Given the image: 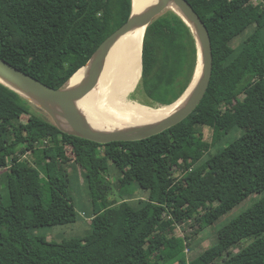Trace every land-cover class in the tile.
Returning a JSON list of instances; mask_svg holds the SVG:
<instances>
[{
    "label": "trees",
    "instance_id": "obj_1",
    "mask_svg": "<svg viewBox=\"0 0 264 264\" xmlns=\"http://www.w3.org/2000/svg\"><path fill=\"white\" fill-rule=\"evenodd\" d=\"M252 1L187 0L210 36V83L186 119L142 141L101 145L62 133L0 84L7 195L0 202V264H264V0ZM131 11V0H0V58L61 89ZM196 66L184 21L172 11L154 19L142 42L139 86L152 101L145 105L176 102ZM110 166L120 190L146 197L135 206L113 198L104 177ZM69 169L87 187L90 229L47 241L39 230L85 219L72 201ZM254 195L257 201L215 231L209 248L188 259L193 235ZM182 225L194 233L177 236Z\"/></svg>",
    "mask_w": 264,
    "mask_h": 264
},
{
    "label": "water",
    "instance_id": "obj_2",
    "mask_svg": "<svg viewBox=\"0 0 264 264\" xmlns=\"http://www.w3.org/2000/svg\"><path fill=\"white\" fill-rule=\"evenodd\" d=\"M166 11H172L179 16L191 29L195 39L197 66L191 83L185 90L186 92L190 86L195 84L193 94L177 110L161 118V120L149 128H139L135 131H131L132 129L130 128L111 131L96 128L88 121L82 112L76 111L74 105L78 100L90 93L97 84L106 54L112 45L125 35L143 25L147 28L154 19L158 18ZM86 66L89 67V70L86 72L83 79L77 85L70 87L69 83L74 75ZM84 67L75 72L64 87L56 90L18 70L0 58V79L5 82L0 80V84L13 90L33 105L42 109L50 116L52 124L62 133L101 145L112 142L142 141L176 126L186 119L200 104L212 76L213 57L211 40L205 24L187 0H153L152 3L137 12L133 11L132 5V11L126 23L100 44ZM129 99L134 102L131 98ZM169 106L148 108L142 106L150 111L138 110L137 112L145 117L150 113L151 116H157L159 110Z\"/></svg>",
    "mask_w": 264,
    "mask_h": 264
},
{
    "label": "bare ground",
    "instance_id": "obj_3",
    "mask_svg": "<svg viewBox=\"0 0 264 264\" xmlns=\"http://www.w3.org/2000/svg\"><path fill=\"white\" fill-rule=\"evenodd\" d=\"M152 2L153 0H132L133 11L137 12ZM145 29L146 26L143 25L112 45L106 54L97 84L74 105L76 111L82 112L96 128L105 131L149 128L177 110L193 94L195 84L176 103L159 110L157 116H151L150 113L145 117L137 112L150 111L146 109L149 106L129 99L141 79V45ZM88 70V66L80 69L71 79L70 87L77 85Z\"/></svg>",
    "mask_w": 264,
    "mask_h": 264
},
{
    "label": "rangeland",
    "instance_id": "obj_4",
    "mask_svg": "<svg viewBox=\"0 0 264 264\" xmlns=\"http://www.w3.org/2000/svg\"><path fill=\"white\" fill-rule=\"evenodd\" d=\"M260 3V0L252 1L253 6H257ZM140 82L141 79L134 90V92L130 95V98L134 100L136 103H140L142 105H145L147 103H151L152 101L149 100L143 93L142 89L140 88ZM33 105V104H32ZM33 110L36 112L39 116L45 118L48 121H51L50 116L45 113L42 109L39 107L33 105ZM241 126H245V123H242ZM211 131L209 129H205V141L210 142L211 140ZM239 136V133L233 135L232 137ZM65 157L67 160L71 161L73 159L72 155L69 152L65 153ZM178 166H182V161H179ZM110 172L108 175H104L105 179L110 182L111 186H113V198H115L117 201H121L123 198H131L128 203H130L131 206H135L137 201L141 198H145L146 194L144 192H141L136 189L131 190H125V189H119L116 184V179L118 177V173L116 169H114L113 166H110ZM70 173V182H71V195H72V201L74 203V207L78 213V215L81 216V214L84 215L85 219L82 218V216L77 220L76 223L70 224V225H64V226H54L50 228H45L38 231V234L40 236H44L47 241H55V242H62L64 240H68L71 238H81L88 234L89 232V217L91 216V204H90V198L89 193L87 191V187L82 179H77L75 175H71L72 171L69 169ZM131 195H129V194ZM3 192L2 188V181L0 179V202L3 204L6 203L7 195ZM128 194V195H125ZM258 197L256 195L249 197L248 199L244 200L242 203L237 205L232 211L224 215L222 218H220L210 229L207 228L203 231H201L197 235H193V237L190 239V247L191 249L186 252V255L189 260L195 258L198 254L203 252L205 249L209 248L211 245V242L215 238V231H217L219 228H221L229 219L231 220L235 216H237L239 213L247 209L249 206H251L252 203L257 201ZM87 219V220H86ZM190 233H194V228H188L185 225H182L180 227H177L175 230V234L179 237H182L184 235H188ZM247 242H243L240 246L235 247L233 249V252L236 253L240 248H242L243 245H245Z\"/></svg>",
    "mask_w": 264,
    "mask_h": 264
},
{
    "label": "built area",
    "instance_id": "obj_5",
    "mask_svg": "<svg viewBox=\"0 0 264 264\" xmlns=\"http://www.w3.org/2000/svg\"><path fill=\"white\" fill-rule=\"evenodd\" d=\"M253 1H256V0H253ZM25 158V157H24Z\"/></svg>",
    "mask_w": 264,
    "mask_h": 264
}]
</instances>
